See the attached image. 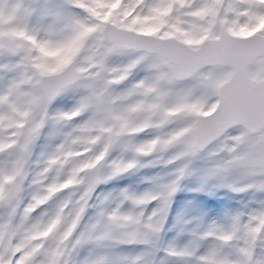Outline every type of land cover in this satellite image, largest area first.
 Segmentation results:
<instances>
[{
  "label": "snow or ice",
  "instance_id": "snow-or-ice-1",
  "mask_svg": "<svg viewBox=\"0 0 264 264\" xmlns=\"http://www.w3.org/2000/svg\"><path fill=\"white\" fill-rule=\"evenodd\" d=\"M69 9L83 15L68 16ZM261 24L264 0H0V58L7 61L0 153L15 157L0 175V206L11 210L0 223V264H72L71 254L84 239L73 234L96 185L144 166L143 158L169 154V164L183 166L164 192L125 194L139 211L101 210L104 231L97 241L133 243L160 232L189 163L209 160L215 163L208 180L234 191L251 189L255 202L229 230L213 227L207 233L217 246L194 264H264L257 260L264 253ZM113 56L130 59L113 67ZM137 68L145 77L117 94ZM68 92L78 93L75 107L51 113L53 101ZM81 117V123H71ZM46 124L60 142L41 158L32 178L36 191L19 215L31 149ZM149 131L155 133L151 140L136 142ZM114 150L121 155L110 159ZM239 181L246 187H237ZM65 192L46 219H29ZM153 200H162V207L145 216L143 208Z\"/></svg>",
  "mask_w": 264,
  "mask_h": 264
},
{
  "label": "rangeland",
  "instance_id": "rangeland-1",
  "mask_svg": "<svg viewBox=\"0 0 264 264\" xmlns=\"http://www.w3.org/2000/svg\"><path fill=\"white\" fill-rule=\"evenodd\" d=\"M67 15L76 16L83 15V13L77 9H69ZM53 55L59 54L54 53ZM129 59L128 56H113L109 63L113 67H119L127 64ZM5 63L7 61L0 58V88L3 87V79L5 78L2 68ZM141 73L145 74V71L137 68L127 81L116 87V93H125L133 83L143 79L145 75L141 79H136L137 75ZM78 98L76 92L65 93L50 106L49 111L53 114L71 111ZM82 119V117L77 118L71 123L73 125L79 124ZM154 135L155 133L152 131L143 133L136 138V142H147ZM59 142L60 136L57 130L51 124H46L31 149V160L27 168L28 179L24 182V190L18 205L19 214L22 215L23 209L31 203L32 196L36 191L32 184V178L38 171L41 158L51 152ZM120 155L118 150H114L110 159H117ZM170 155H165L163 158H143L141 162L144 166L126 174L113 176L96 185L89 205L73 234L74 238L83 236L84 239L71 254L72 264H90L99 258H105L110 264H117V262L125 259H138L141 264H194V260L206 256L217 246V241L207 237V233L213 227L229 230L238 217L243 218L250 214L246 209L255 202L251 189L246 192L234 191L218 180H208L206 178L207 170L215 162L194 160L189 163L184 176L179 180L176 191L168 200L169 206L163 214L165 215L170 209L173 197L180 194L183 200L180 209L176 210L175 217L177 220L171 226L167 238L165 237L161 241L165 250L163 249L157 254L159 248L156 247L155 238L156 236L160 238L164 234L159 232L147 239L136 240L133 243L115 240L97 241L96 238L104 231V222L100 216L101 210L108 213L117 209L122 213L139 211V209L133 208L130 201L123 199L125 194L139 198L145 195H161L164 192V187L175 178L178 169L183 166L182 162L169 164L167 161ZM125 158L131 160L134 157L132 154H127ZM14 159V155L9 152L0 153V175L10 170ZM237 187H246V185L243 181H239ZM209 189H219L226 192L230 196V200L226 201L227 204L225 202L219 204V207L217 205L199 207L195 200L199 196L205 195V198L209 200L213 194L207 191ZM67 195V192L58 194L48 204L38 207L35 212L31 213L29 219L32 222L46 219L45 213H50L54 206L65 199ZM75 198L73 197V199ZM162 204V200H153L145 205L143 208L145 216H149L160 209ZM10 211L7 206H0V216L8 217ZM162 226L161 222L160 227ZM225 254L231 255V249L226 250ZM257 260H264V253H257Z\"/></svg>",
  "mask_w": 264,
  "mask_h": 264
},
{
  "label": "trees",
  "instance_id": "trees-1",
  "mask_svg": "<svg viewBox=\"0 0 264 264\" xmlns=\"http://www.w3.org/2000/svg\"><path fill=\"white\" fill-rule=\"evenodd\" d=\"M209 192H212V197L207 200L205 196L203 197H198L195 202L198 204L199 207L201 208H205L207 206L210 205H217L219 207V204H222L223 202L226 203V201L230 200V196L223 191H220L219 189H209L207 190ZM182 197L180 196V194L176 195L175 197H173L172 199V203L170 205V209L168 210V212L163 215V220H162V227H161V231L159 233H164L163 236H161L160 238H158L156 236V247L159 248L157 254H159L160 252H162L161 250H163L164 248L162 247L163 244H161V241L165 239V237L167 238V236L170 233V229L171 226L174 225V221L177 220V217H175L176 214V210H179L180 207L182 206ZM166 231V234H165ZM165 250V249H164Z\"/></svg>",
  "mask_w": 264,
  "mask_h": 264
},
{
  "label": "flooded vegetation",
  "instance_id": "flooded-vegetation-1",
  "mask_svg": "<svg viewBox=\"0 0 264 264\" xmlns=\"http://www.w3.org/2000/svg\"><path fill=\"white\" fill-rule=\"evenodd\" d=\"M261 27H264V24H261ZM250 34V33H249ZM143 75H146V73L144 74V73H141V74H139V75H137V78L136 79H141V77L143 76ZM143 78H144V76H143ZM19 215H21V214H19ZM19 215L16 217V219H17V222L19 221ZM8 217H2V216H0V223H3L6 219H7Z\"/></svg>",
  "mask_w": 264,
  "mask_h": 264
},
{
  "label": "water",
  "instance_id": "water-1",
  "mask_svg": "<svg viewBox=\"0 0 264 264\" xmlns=\"http://www.w3.org/2000/svg\"><path fill=\"white\" fill-rule=\"evenodd\" d=\"M57 98H58V97H57ZM57 98H56V99H57ZM56 99H55V100H56ZM55 100H54V101H55ZM54 101H53V102H54Z\"/></svg>",
  "mask_w": 264,
  "mask_h": 264
}]
</instances>
